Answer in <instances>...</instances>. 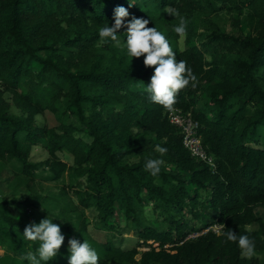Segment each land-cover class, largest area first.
I'll return each instance as SVG.
<instances>
[{"label":"trees","instance_id":"trees-1","mask_svg":"<svg viewBox=\"0 0 264 264\" xmlns=\"http://www.w3.org/2000/svg\"><path fill=\"white\" fill-rule=\"evenodd\" d=\"M117 6L129 19H148L197 77L195 88L179 91L174 110L198 121L214 166L191 154L172 111L150 100L154 67L127 55L126 28L117 32L123 46L99 37ZM166 8L187 21L185 48L172 30L179 18ZM47 111L56 126L37 123ZM38 144L49 152L53 179L63 182L54 195L32 192ZM149 158L164 161L157 176L145 171ZM0 162L20 163L12 186L29 193L0 201V264H29L25 256L37 254L39 242L23 230L50 217L65 240L41 264H68L71 238L87 240L98 264H264V0H0ZM31 204L44 205L42 219L28 217ZM149 206L157 219L147 217ZM86 210L96 229L131 230L138 244L98 240ZM221 223L220 231L254 240L255 255L242 256L238 242L211 228L189 237Z\"/></svg>","mask_w":264,"mask_h":264},{"label":"clouds","instance_id":"clouds-1","mask_svg":"<svg viewBox=\"0 0 264 264\" xmlns=\"http://www.w3.org/2000/svg\"><path fill=\"white\" fill-rule=\"evenodd\" d=\"M132 4L129 3V7ZM165 12L178 17L179 24L173 27V31L184 38L186 36L187 21L180 16L174 8H166ZM127 8L117 6L114 9V24L105 25L98 29L101 40L110 38L117 41V32L119 29L126 28L127 55L130 57H144L143 64L145 67H154V72L150 77V82L146 86V91L150 94V100L162 106L167 111H173L176 104V96L179 91L189 86H197V77L193 74L191 68L187 67L185 60H177L176 53L166 36L158 31L156 27H147L148 19L131 16ZM156 151L161 155L167 152V149L159 144L155 146ZM164 164L162 159L149 158L145 162V171L150 172L152 176H157ZM221 229L225 228L224 224H218ZM217 235L226 237V242H238L241 249V255L251 258L255 255V242L248 235H237L231 229L226 232L218 231ZM23 237L29 241H38L39 247L37 254L28 253L25 259L29 264H41L53 259L61 248L65 236L62 234L58 224L52 222L49 218L42 219L39 223L31 222L25 226ZM68 251L70 256L68 264H98L99 255L91 244L84 240L81 243L75 238L68 240Z\"/></svg>","mask_w":264,"mask_h":264},{"label":"rangeland","instance_id":"rangeland-1","mask_svg":"<svg viewBox=\"0 0 264 264\" xmlns=\"http://www.w3.org/2000/svg\"><path fill=\"white\" fill-rule=\"evenodd\" d=\"M223 24V27H226L227 30L231 29L230 20H224L221 22ZM247 30V28H244ZM198 41V40H197ZM181 48H185L187 46L185 42V37L180 38L179 40ZM117 44L120 46H123V43L120 39L117 40ZM76 121V119H73ZM37 123L40 125H48L49 127L56 126L58 124V121L56 120V117L51 112L47 111L44 114L37 116ZM82 136L86 140H90V138L87 135L82 134ZM58 155L61 159L67 161L68 163L73 162L72 155L68 153L67 151H61L58 152ZM30 161L32 163H36L37 169H36V178L35 183L32 192L35 194H42V195H54L55 193H58L60 190V187L63 185V182L61 180H54L53 176L49 172L48 167L46 166V161L49 158V152L47 151L44 144H38L37 146L33 147ZM20 171L21 165L19 162L16 163H10V162H0V201L2 198L7 197L9 199L13 198H19V199H26L29 195L28 190L25 186L15 189L12 185H15V180L18 182L16 177L14 178V170ZM12 183V184H11ZM44 205L42 206H35V204H31L30 210L32 211V214H29V218H34L37 216L39 219H42L45 214L42 210ZM50 206V211H54L53 205ZM262 212V215L264 217V209H260ZM86 215L89 217V229L94 237H96L98 240L105 241L107 235L108 236H114V239L118 241L121 245L124 247H132L138 244L139 239L138 235L131 231V230H122V231H116V232H109L98 230L94 227V211L92 210H86ZM146 215L150 219H157L158 216L153 212L152 206H149L146 208ZM206 219V215L203 217ZM51 219V217L49 218ZM119 220V218H116ZM53 220V219H51ZM209 221V220H208ZM190 225H195L194 222H189ZM210 223V222H208ZM164 226L167 228L168 225L164 224ZM198 225L197 227H199ZM213 229L216 232L220 231V226L217 224H214L212 226H208V228L204 229V231H193L191 234H189V237L198 236L199 234L206 232L207 229ZM153 243L154 246H157L158 243H154L152 240L150 241ZM140 250H147L149 247L147 246H141L139 247ZM0 253H3V249H0Z\"/></svg>","mask_w":264,"mask_h":264},{"label":"built area","instance_id":"built-area-1","mask_svg":"<svg viewBox=\"0 0 264 264\" xmlns=\"http://www.w3.org/2000/svg\"><path fill=\"white\" fill-rule=\"evenodd\" d=\"M170 120L172 123L183 127V144L189 149L191 154L214 166L213 157L208 155L202 137L198 134V121L193 120L190 114L184 115L181 110L172 111L170 113Z\"/></svg>","mask_w":264,"mask_h":264}]
</instances>
